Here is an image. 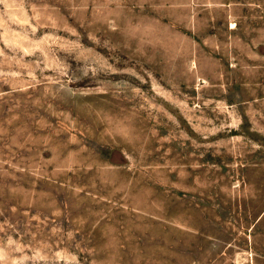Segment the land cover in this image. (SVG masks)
I'll use <instances>...</instances> for the list:
<instances>
[{"label":"rangeland","instance_id":"rangeland-1","mask_svg":"<svg viewBox=\"0 0 264 264\" xmlns=\"http://www.w3.org/2000/svg\"><path fill=\"white\" fill-rule=\"evenodd\" d=\"M255 1L215 88L125 0H0V264H264Z\"/></svg>","mask_w":264,"mask_h":264},{"label":"crops","instance_id":"crops-1","mask_svg":"<svg viewBox=\"0 0 264 264\" xmlns=\"http://www.w3.org/2000/svg\"><path fill=\"white\" fill-rule=\"evenodd\" d=\"M125 1L127 9L149 11L148 15L156 19L161 28L172 33L177 42L176 51L179 48L188 50L184 55L188 59L189 72L203 71L206 75L200 76L203 87L225 88L217 81L220 68L226 67V72L233 73L240 64L236 60L262 43H257L253 30L247 32L249 27H255L256 19H262L254 12L261 6L255 0ZM199 59H204L205 63L200 64ZM212 83L215 85H210Z\"/></svg>","mask_w":264,"mask_h":264}]
</instances>
